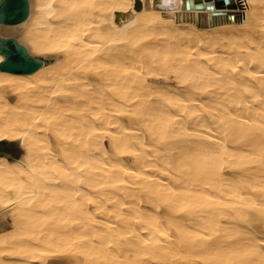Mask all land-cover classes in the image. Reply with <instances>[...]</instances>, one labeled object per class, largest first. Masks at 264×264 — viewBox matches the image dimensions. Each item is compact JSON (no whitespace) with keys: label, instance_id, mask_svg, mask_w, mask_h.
<instances>
[{"label":"bare ground","instance_id":"6f19581e","mask_svg":"<svg viewBox=\"0 0 264 264\" xmlns=\"http://www.w3.org/2000/svg\"><path fill=\"white\" fill-rule=\"evenodd\" d=\"M204 3L0 22V264H264V0Z\"/></svg>","mask_w":264,"mask_h":264},{"label":"water","instance_id":"95a60500","mask_svg":"<svg viewBox=\"0 0 264 264\" xmlns=\"http://www.w3.org/2000/svg\"><path fill=\"white\" fill-rule=\"evenodd\" d=\"M229 2V0H226ZM213 0H207V5L213 7ZM221 3V0H220ZM204 0H185V7H203ZM221 10L214 11L213 15L220 14ZM30 13V0H0V22L19 23L25 20ZM198 14L199 11H196ZM229 16V15H228ZM226 17V16H225ZM230 18H235L234 13ZM0 51L4 53L5 59L1 62V68L18 71L34 72L39 69L44 61L38 55L31 53L28 47L19 41L14 34L4 35L0 33Z\"/></svg>","mask_w":264,"mask_h":264},{"label":"rangeland","instance_id":"374dc122","mask_svg":"<svg viewBox=\"0 0 264 264\" xmlns=\"http://www.w3.org/2000/svg\"><path fill=\"white\" fill-rule=\"evenodd\" d=\"M13 150L16 151H20V149H18V147L20 146L19 141H15L13 142V144L11 145ZM21 148V147H20Z\"/></svg>","mask_w":264,"mask_h":264}]
</instances>
